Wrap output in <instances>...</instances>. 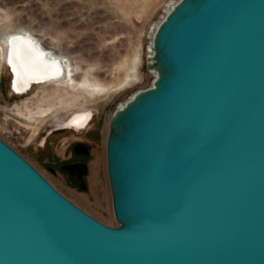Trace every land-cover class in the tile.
I'll use <instances>...</instances> for the list:
<instances>
[{
	"label": "water",
	"instance_id": "water-1",
	"mask_svg": "<svg viewBox=\"0 0 264 264\" xmlns=\"http://www.w3.org/2000/svg\"><path fill=\"white\" fill-rule=\"evenodd\" d=\"M149 50L109 121L118 226L0 139V264H264V0H178Z\"/></svg>",
	"mask_w": 264,
	"mask_h": 264
},
{
	"label": "rangeland",
	"instance_id": "rangeland-1",
	"mask_svg": "<svg viewBox=\"0 0 264 264\" xmlns=\"http://www.w3.org/2000/svg\"><path fill=\"white\" fill-rule=\"evenodd\" d=\"M177 1L0 0V28L28 31L60 56L76 59L82 71L93 67L92 73L111 81L125 59L138 60L132 81L107 93L86 86L75 92L72 88L36 85L27 94L12 95L11 75L0 66V139L82 210L110 227L118 225L106 176L108 121L133 95L151 87L154 74L147 69L150 34L168 6ZM82 112L92 115L83 131L59 126L72 114ZM77 142L91 149L86 191L70 187L57 168Z\"/></svg>",
	"mask_w": 264,
	"mask_h": 264
},
{
	"label": "bare ground",
	"instance_id": "bare-ground-1",
	"mask_svg": "<svg viewBox=\"0 0 264 264\" xmlns=\"http://www.w3.org/2000/svg\"><path fill=\"white\" fill-rule=\"evenodd\" d=\"M173 4L171 3L168 6L167 11ZM6 28H0V66L4 65L10 73L11 79H13L14 93L12 95H24L28 87L32 89L36 85L57 86L63 90L72 88L75 92H78L80 87L86 86L107 93L123 86L135 76L137 58L130 61L125 59L114 74L116 78L106 81L101 79L99 74L92 73L93 67L82 71L83 67L76 59L60 56L53 49L48 48L41 39L28 31L21 32L12 29L6 32ZM78 71L81 73L79 74L80 79H78ZM120 73L122 77H120ZM34 83L36 85H33ZM91 118L90 112L75 113L59 126L64 127V129L78 131L85 128ZM109 121L106 128V139L109 131Z\"/></svg>",
	"mask_w": 264,
	"mask_h": 264
},
{
	"label": "flooded vegetation",
	"instance_id": "flooded-vegetation-1",
	"mask_svg": "<svg viewBox=\"0 0 264 264\" xmlns=\"http://www.w3.org/2000/svg\"><path fill=\"white\" fill-rule=\"evenodd\" d=\"M69 118V117H68ZM67 119V118H66ZM66 120H64L62 122V124L65 122ZM90 122V121H89ZM88 127V125L81 129L78 130V132L83 131L84 129H86ZM71 151L68 154V158L65 159L63 162H61L60 164L57 165L58 171L64 176L67 184L72 187V188H76L79 189L81 191H86L87 190V183H86V178L88 176V162L90 159V153H91V149L90 147L83 142H77L75 144H73L71 147ZM87 152L86 155L83 154V152ZM81 165H86V171L87 174L86 175H82L79 176V171L78 169H71L68 170L66 167H81ZM54 168H50L51 172H54L53 170ZM48 180V179H47ZM49 181V180H48ZM50 182V181H49ZM51 183V182H50ZM52 184V183H51ZM53 185V184H52ZM55 187V185H53ZM56 190L57 187H55ZM59 191V190H58ZM60 192V191H59ZM64 197H66L67 199H69L72 203H74L75 205H77L74 201H72L68 196H66L65 194H63L62 192H60ZM78 206V205H77ZM79 207V206H78Z\"/></svg>",
	"mask_w": 264,
	"mask_h": 264
}]
</instances>
